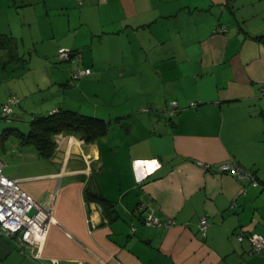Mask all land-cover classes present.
Returning a JSON list of instances; mask_svg holds the SVG:
<instances>
[{"label":"crops","instance_id":"0c3cea01","mask_svg":"<svg viewBox=\"0 0 264 264\" xmlns=\"http://www.w3.org/2000/svg\"><path fill=\"white\" fill-rule=\"evenodd\" d=\"M1 4L10 24L0 33L16 46L20 40L39 46L36 58L47 62L48 91H35L49 95L37 114L71 108L64 106V96L70 94L66 85H75L74 70L90 68L80 78L91 82L111 62L119 66L118 75L129 69L128 75L144 78L138 85L162 89L164 104L115 116L123 118L110 126L115 135L108 130L87 142L57 134L50 158L29 143L28 155L20 151L15 167L0 159L7 177L53 210L39 249H21L0 232V264H264V249L251 252L249 241L237 238L239 232L264 234V39L258 38L264 35V0ZM105 41L122 51L138 44V62L131 67L123 54L119 60L97 59L94 52ZM61 47L69 50L68 58L58 56ZM16 55L8 59L4 50L0 67L23 61L17 50ZM8 90L0 94V106L17 96ZM32 91L16 97L15 105L36 103ZM193 102L197 105L190 106ZM97 112L93 115L104 118ZM125 116H130L127 129ZM231 160L252 170L258 185L214 169ZM89 182L115 202L114 218L108 220L97 202L85 199ZM150 216L162 224L143 225ZM201 217L208 220L204 236Z\"/></svg>","mask_w":264,"mask_h":264},{"label":"rangeland","instance_id":"374dc122","mask_svg":"<svg viewBox=\"0 0 264 264\" xmlns=\"http://www.w3.org/2000/svg\"><path fill=\"white\" fill-rule=\"evenodd\" d=\"M0 2H2V0ZM3 7L4 4H1L0 32H5L3 30L8 29V25L10 24L5 12L6 8ZM1 10L3 12H1ZM11 24L13 25L15 32H17L16 34H20V32H18V26L13 19H11ZM28 42L29 41H25V43H22L20 40L18 42L19 45L14 48V50H17L18 55L23 59V61L10 62L7 69L0 67V94L2 91L7 93L9 91L8 89L12 88L17 94L15 97H22L29 89H31L33 90L32 100L34 99L37 103L32 102L26 107L14 105L13 112L9 114L7 118H1L0 116V159L6 163L7 168L15 167L18 160L21 158V154L19 153L20 151L22 154L26 153L25 155H28L27 152L29 153V147H27V145L29 144H23L16 131L23 133L28 132L30 120L36 116V112L42 113L41 110H44V107L46 106L44 105V101H41L42 98L49 95L46 93L38 94L39 91H35L37 89L48 91L46 89V80L49 78L47 75L48 67H46L47 62H44L42 57L43 61L36 58V55H38L36 52L40 53V47L37 45H28ZM138 46L139 45L136 44L132 47H125L122 51L120 50L119 45H106L105 41V44H102V46L95 50L94 55L97 59L107 61L105 58L106 56H113L119 60L120 56L123 54L132 60L133 63L130 62V65L131 67H134V63L138 62L136 60L139 59L140 55ZM4 50L5 49L0 50L1 56L3 55ZM7 58L13 59L15 57L7 55ZM28 58L29 60L27 62L26 60ZM50 60L52 65H55L54 63L56 59L53 58ZM58 62L60 63V61H57V63ZM0 66H2V64H0ZM138 66L139 64L137 63L135 68H138ZM118 67L115 62H111V64L104 63L105 69L94 77V80L92 79L93 81L90 82V80H88L81 82L83 79L82 77L75 80V85H66L67 88L70 89L68 90L70 94L64 96L66 97V105L64 106L74 108L73 110L85 115H91L95 110H97L99 114L100 112L103 114V119L109 122L110 127L111 125H115V120H123V118H116L115 116L127 114L138 106H142V108H146L147 111H151L153 105L157 101H161L164 104L162 89L157 90L147 85H138L139 82H144V78H136L132 77V75H128V73L131 72L129 69H126L123 73L124 76L118 75L119 72H121ZM122 80L127 81V83L123 84L121 82ZM146 80L147 79L145 78V81ZM38 81L40 82V85L36 83ZM94 107L96 109H94ZM127 118L130 119V116ZM124 119H126V116ZM129 119H126V121ZM129 123L130 120L125 125L123 124V127L127 129ZM114 127L115 126H112L109 129L113 135L116 134L114 132ZM30 146L34 149L32 144ZM15 157H17L18 160H16Z\"/></svg>","mask_w":264,"mask_h":264},{"label":"built area","instance_id":"2783aa9c","mask_svg":"<svg viewBox=\"0 0 264 264\" xmlns=\"http://www.w3.org/2000/svg\"><path fill=\"white\" fill-rule=\"evenodd\" d=\"M59 57L68 58L69 50L61 47L58 50ZM90 73V68H79L72 72V80ZM264 95V88H262ZM18 98L10 95L5 103L0 106L1 118H7L13 112V106ZM173 108L178 107L176 101L171 102ZM196 103H190L195 106ZM205 169H211V165H203ZM216 171L231 173L238 180L258 185L255 173L242 167L239 163L231 160L218 164ZM53 220V210L42 207L17 181L7 177L3 172V163L0 160V232L10 237L21 249L24 245L39 249L46 238L50 223ZM171 221L167 222L170 223ZM143 225L159 226L162 223L156 217L142 219ZM208 226L206 217L199 219L198 228L201 235H205ZM238 240L246 238L250 243L251 252H259L264 249V234L258 232L237 233ZM46 264V263H44Z\"/></svg>","mask_w":264,"mask_h":264},{"label":"trees","instance_id":"16d2710c","mask_svg":"<svg viewBox=\"0 0 264 264\" xmlns=\"http://www.w3.org/2000/svg\"><path fill=\"white\" fill-rule=\"evenodd\" d=\"M258 38L264 39V35H260ZM15 47L16 43L12 37L0 33V50L5 49L6 55L16 57ZM0 57L2 56L0 55ZM69 84H71V81ZM178 108L173 109L178 110ZM92 115H85L71 108L59 106L46 114H36L29 122L27 133L19 131H16V133L23 144H33L40 156L50 158L56 147L55 136L57 134H72L90 142L108 133L109 122L103 117L99 118L100 116ZM84 197L87 201L97 202L108 220L116 216L115 202L105 197L95 184L87 183L84 188Z\"/></svg>","mask_w":264,"mask_h":264},{"label":"water","instance_id":"95a60500","mask_svg":"<svg viewBox=\"0 0 264 264\" xmlns=\"http://www.w3.org/2000/svg\"><path fill=\"white\" fill-rule=\"evenodd\" d=\"M133 229V228H132Z\"/></svg>","mask_w":264,"mask_h":264}]
</instances>
